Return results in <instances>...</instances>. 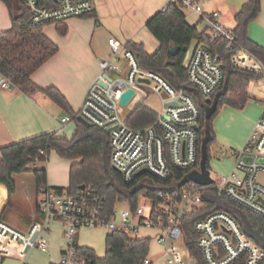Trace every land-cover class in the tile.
I'll list each match as a JSON object with an SVG mask.
<instances>
[{
  "label": "built area",
  "instance_id": "1",
  "mask_svg": "<svg viewBox=\"0 0 264 264\" xmlns=\"http://www.w3.org/2000/svg\"><path fill=\"white\" fill-rule=\"evenodd\" d=\"M172 1L179 2L183 11L198 14L206 25L203 31L211 39L222 37L226 40L225 49L232 48L234 34L221 24L219 12L203 13L198 0ZM24 5L29 10V21L33 25L63 22L70 17L87 15L94 9L91 0H24ZM108 45L110 55L99 60L100 70L90 83L76 114L90 125L105 131L110 129L112 167L127 183L140 176L137 174L141 170H144L142 174L167 179L172 168L187 173L198 169L200 108L193 96L183 87L173 88L158 72L141 67L135 52L126 44L111 37ZM121 61L125 62L124 66L118 64ZM231 63L235 67L262 74L264 81V65L252 54L240 50L231 56ZM183 66L187 72L185 84L196 90L203 99H210L221 86L224 75L220 57L208 46L197 43L183 61ZM11 86L10 78L0 76V89L8 90ZM128 89L135 91L129 104L135 101L138 94L142 99L148 96L147 92L157 97L160 108L155 111V120L148 126L135 128L127 124L123 112L125 106L120 105V99ZM70 120L71 117L64 116L61 123ZM233 157V170L213 179L209 186H213L219 196H226L239 205L241 208L238 209L264 219V185L257 181L258 173L264 172V162L258 161L264 157V111L254 122L245 145L235 151ZM36 193L39 218L32 220L26 230H19L0 219L1 258L16 255L18 264H27L28 251L36 249L46 252V232L50 223L57 221L62 225L65 239L58 261L60 264H86L76 257L75 238L83 227H104L109 233L118 231L131 238H138L144 229H155V239L163 245L168 263L187 264L186 259H191L196 264L184 245H177L176 241L182 240L179 218L194 206L202 204L203 195L199 188L184 190L178 200L169 199L157 209V213L166 215V221L157 222L151 219L150 203L141 202L135 211L128 207L119 210L120 202L117 200L106 211L104 198L90 187L69 193L46 183L37 187ZM194 229L198 234L196 244L203 264H235L239 261L244 264L264 263V249L244 233L234 213L216 211L196 221ZM142 264H150V259L146 257Z\"/></svg>",
  "mask_w": 264,
  "mask_h": 264
},
{
  "label": "trees",
  "instance_id": "2",
  "mask_svg": "<svg viewBox=\"0 0 264 264\" xmlns=\"http://www.w3.org/2000/svg\"><path fill=\"white\" fill-rule=\"evenodd\" d=\"M10 12V28L0 31V76L8 77L12 86L29 95L36 91L43 92L59 107L67 112L75 122L76 130L71 138L57 133H42L25 138L0 149V184H3L11 196L16 189L14 174L29 171V165L37 161H45L50 151L62 158L75 160L69 167V182L65 190L69 193L78 191L82 186L90 187L97 195L104 198L106 211H109L118 200L127 204L135 211L140 198H146L151 207V219L166 221V215L157 213L169 199L178 200L186 189L199 188L202 191V204L194 206L178 220L182 229V241L188 255L196 264H203L196 240L198 234L194 229L196 221L209 216L216 211H226L233 214L239 205L226 196H219L213 186H202L193 182H181L188 174L177 168L171 169L167 179H158L150 174H142L132 182H125L120 173L110 162L109 134L96 126L83 124L76 113L72 111L65 96L56 87L40 88L31 79V75L57 51L58 46L43 32L44 25H33L29 21V10L24 0H2ZM259 10V0H246L235 15L236 27L232 30L235 43L231 49H225L224 38L211 39L204 31H199L195 25L185 20V14L177 1H170L164 8L156 12L146 22L147 30L158 41L159 47L153 54H148L142 43L128 42L126 46L132 49L141 67L151 69L161 74L173 88L183 87L184 91L193 96L200 108L198 134V161L200 160L201 141L209 132L207 143L208 158L206 166L209 169V148L214 143L215 135L212 129V119L220 107L228 105L241 109L250 99L247 87L251 81L263 77L244 68L235 67L231 56L244 50L252 54L264 65V48L260 47L247 36V25ZM58 31L65 34L66 29L58 22ZM219 54L223 70V81L219 89L210 99H203L196 90L185 84L187 72L183 66L184 57L192 41ZM178 46L179 51L172 56L170 49ZM214 108L208 120L205 113ZM156 117L154 110L137 104L126 115L129 126L143 128L151 124ZM36 187L47 183V171L44 168L32 170ZM63 190V188H56ZM254 227L259 228L264 235V219L246 211ZM106 252L104 257L96 256L90 247L76 244V257L86 264H142L148 256L150 239L131 238L122 232L107 234L105 239ZM60 264V263H51ZM152 264V262H150ZM235 264H244L239 261Z\"/></svg>",
  "mask_w": 264,
  "mask_h": 264
},
{
  "label": "crops",
  "instance_id": "3",
  "mask_svg": "<svg viewBox=\"0 0 264 264\" xmlns=\"http://www.w3.org/2000/svg\"><path fill=\"white\" fill-rule=\"evenodd\" d=\"M91 1L94 5L91 13L70 17L61 22V25L66 29L65 34L58 31L57 23H49L43 26L44 34L58 46V51L31 75L32 81L40 88L56 87L65 96L74 113L78 112L90 83L100 70L99 60L106 59L110 55L108 39L113 37L124 44L128 42L142 43L146 52L153 54L158 49L159 43L147 30L146 22L172 0ZM245 1L198 0V3L205 14L214 11L219 12L221 24L225 28L233 30L237 24L235 15ZM184 14L188 24L195 25L200 32L205 29L206 25L198 14L192 11H184ZM10 26V12L6 3L0 0V31L8 29ZM247 36L251 41L264 48V0H259V10L247 25ZM197 43L196 40L191 42L183 61L189 57ZM118 64L124 66L125 62L121 61ZM247 91L250 99L243 108L235 109L223 105L212 119L214 143H226L232 149L231 159H226L223 162L209 160L210 175L211 171H215L217 178L233 170V153L245 145L253 122L264 111V81L262 79L251 81ZM140 103H142L140 99L133 101V108ZM64 116L71 117L39 90L26 95L15 86H11L8 90L0 89V149L10 143L42 133L54 132L58 134V132L63 133L64 131L70 133L71 129L68 128V123L74 121L71 119L67 123H61ZM239 117L244 119L243 132L240 134H238L236 124H233L234 120ZM47 184L55 188L60 187L52 186L48 177ZM34 185L37 189L35 178ZM14 194L15 192L9 196L6 187L0 184V219L3 218L4 210L8 206H13ZM28 200H31L30 197ZM141 202L149 203L146 198ZM121 204L128 207L125 203L120 202ZM25 210L27 212L26 227L20 229L10 224L11 226L19 230H26L32 220L39 218L36 190L34 200L30 201V208ZM107 234L109 232L106 228L83 227L79 230L75 242L79 246L92 248L96 256L104 257ZM156 234L155 229H144L138 238L147 237L150 239L147 257L152 264H170L166 259L163 245L157 243L155 239ZM46 237L48 250L46 252L36 249L28 251L26 255L27 264L58 263L65 245L61 223L52 221L46 232ZM181 242L183 246V241L181 240ZM18 263L19 260L16 255L8 258L0 257V264Z\"/></svg>",
  "mask_w": 264,
  "mask_h": 264
},
{
  "label": "rangeland",
  "instance_id": "4",
  "mask_svg": "<svg viewBox=\"0 0 264 264\" xmlns=\"http://www.w3.org/2000/svg\"><path fill=\"white\" fill-rule=\"evenodd\" d=\"M147 93L148 96L146 98L142 99V96L138 94L136 99L140 98V100H142V103L144 105L148 106L154 111H158L160 108V104L158 102L157 97L152 93L149 92ZM132 108H133V103L123 108L125 117L127 113L131 111ZM233 124L234 125L236 124V126L238 127L237 128L238 134L243 132L244 119L239 117L238 119L234 120ZM68 128L71 129L70 133L64 131L63 133L58 132V134L60 136H64V137L66 136L67 138H70L73 134V131L75 130V123L70 121L68 123ZM231 151H232L231 147H229L226 143L215 142L210 146L209 160L223 162L226 159H231ZM74 161L75 160L62 158L59 155H57L54 151H50L45 161H37L35 163H32L28 167L29 171L15 174L14 179L16 182V191L15 194L13 195V206H8L4 210L2 219L17 228L20 229L25 228L27 225V212L25 209L30 208V201L32 202L34 200L35 190H36L34 185L32 170L37 168L46 169L48 181L51 183V185L60 186L63 188L64 191H66L65 188L67 187V182H68V170L70 164ZM234 163H235V159H234ZM211 175L214 180L217 178V174L215 173V171L213 172L211 171ZM223 175H227V174H223ZM223 175H220L219 177ZM257 181L264 185V172L258 173ZM29 197L31 199L30 201L28 200ZM143 199L144 198H140V203L141 201H143ZM122 208H126V205L121 204L118 206L119 210ZM186 210L188 211L189 207H187ZM97 228H104V227H97ZM176 244L182 246L181 239H177ZM186 262H188L187 264H193L191 259H186Z\"/></svg>",
  "mask_w": 264,
  "mask_h": 264
},
{
  "label": "water",
  "instance_id": "5",
  "mask_svg": "<svg viewBox=\"0 0 264 264\" xmlns=\"http://www.w3.org/2000/svg\"><path fill=\"white\" fill-rule=\"evenodd\" d=\"M178 51H179L178 46H173L170 49V53L172 56H175L178 53ZM146 83H148V80H146ZM134 95H135V91L133 89L126 90L121 96L120 105L127 106L134 97ZM213 111L214 108H210L209 110L206 111L205 113L206 120L210 118ZM79 120L83 124L90 126V124L87 123L82 118L79 117ZM106 132L109 133L110 129H108ZM208 141H209V132L207 130L205 137L201 141L199 168L189 172L181 182V185L184 184L185 182H193L198 185L208 186L214 182L213 178L210 175V170L206 166V161L208 158V149H207ZM248 160L251 159L248 158ZM258 161L264 162V157L259 158ZM142 173H144V170H141L137 175H141ZM82 188H84V186H82L80 189ZM234 218L241 223L244 233L264 249V235L262 234L259 228L253 226L247 213L242 211L241 209H237L234 213Z\"/></svg>",
  "mask_w": 264,
  "mask_h": 264
}]
</instances>
